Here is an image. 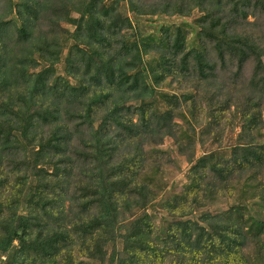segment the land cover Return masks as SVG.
Instances as JSON below:
<instances>
[{
    "label": "trees",
    "instance_id": "1",
    "mask_svg": "<svg viewBox=\"0 0 264 264\" xmlns=\"http://www.w3.org/2000/svg\"><path fill=\"white\" fill-rule=\"evenodd\" d=\"M3 255L261 264L264 0H0Z\"/></svg>",
    "mask_w": 264,
    "mask_h": 264
},
{
    "label": "rangeland",
    "instance_id": "2",
    "mask_svg": "<svg viewBox=\"0 0 264 264\" xmlns=\"http://www.w3.org/2000/svg\"><path fill=\"white\" fill-rule=\"evenodd\" d=\"M198 15V12H196V14H194L191 17H181V16H168V15H159L153 18V20H149L150 17H144L141 15H133L132 18L133 20L135 19H139L138 24L140 25L139 28L142 31H153L154 28H156V30L160 29L162 26H166V25H178L181 26L183 28H187L186 30H188V33L190 36L195 34V29H196V23H195V18ZM144 17V18H142ZM134 20L135 25L138 27L137 22ZM152 34V33H150ZM179 120V119H178ZM201 150H199L200 152ZM181 166L183 168H185L186 164L185 163H181ZM179 186L176 184H172L169 187V190L172 189H178ZM224 203L226 204V199L224 200ZM224 204L221 205L220 207H218V210H220V212H222L225 215H231V212L229 210V208ZM123 216V215H122ZM157 220H159V217H156ZM121 244V242H120ZM0 258H2L4 260L5 256H0ZM261 264H264V261L261 262Z\"/></svg>",
    "mask_w": 264,
    "mask_h": 264
}]
</instances>
